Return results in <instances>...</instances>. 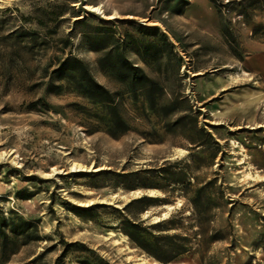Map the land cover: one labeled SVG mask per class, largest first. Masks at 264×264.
Here are the masks:
<instances>
[{
  "label": "rangeland",
  "instance_id": "374dc122",
  "mask_svg": "<svg viewBox=\"0 0 264 264\" xmlns=\"http://www.w3.org/2000/svg\"><path fill=\"white\" fill-rule=\"evenodd\" d=\"M178 262L264 264V0H0V264Z\"/></svg>",
  "mask_w": 264,
  "mask_h": 264
},
{
  "label": "trees",
  "instance_id": "16d2710c",
  "mask_svg": "<svg viewBox=\"0 0 264 264\" xmlns=\"http://www.w3.org/2000/svg\"><path fill=\"white\" fill-rule=\"evenodd\" d=\"M132 70V75L135 79H137L136 81L133 80V84H135V82L139 81L140 79H143V80H150V78H148V76L145 74L144 70L141 68V67H138V66H132L130 68ZM85 91L87 93H89L90 95H95L97 93L96 90L99 88L101 89L102 91H104L105 93H110L108 90L106 91V89L101 86L98 82L92 80V79H89L86 83H85ZM103 100H105L106 102H112V98L111 96H109V98H104Z\"/></svg>",
  "mask_w": 264,
  "mask_h": 264
},
{
  "label": "bare ground",
  "instance_id": "6f19581e",
  "mask_svg": "<svg viewBox=\"0 0 264 264\" xmlns=\"http://www.w3.org/2000/svg\"><path fill=\"white\" fill-rule=\"evenodd\" d=\"M92 10L94 11H97V13H104V10H103V4H100V5H92V4H89L88 5ZM86 166L82 163H76L73 165V170H77V169H85ZM111 233H114V231L112 230ZM127 237H125L124 239L126 240ZM173 264H182L181 262H178V263H173Z\"/></svg>",
  "mask_w": 264,
  "mask_h": 264
}]
</instances>
